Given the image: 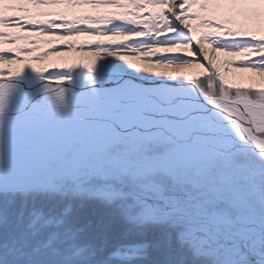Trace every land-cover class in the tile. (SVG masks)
<instances>
[{
	"label": "trees",
	"instance_id": "16d2710c",
	"mask_svg": "<svg viewBox=\"0 0 264 264\" xmlns=\"http://www.w3.org/2000/svg\"><path fill=\"white\" fill-rule=\"evenodd\" d=\"M93 68L184 78L208 97L223 88L229 99L264 103V0H0V77L63 81ZM109 134L84 138L108 147L80 178H53L44 189L47 171L35 185L0 188V264H209L173 227L128 218L141 197L183 191L209 218L264 236V162L251 151L212 155L203 175L155 168L136 183L107 162L133 144L151 168L179 144Z\"/></svg>",
	"mask_w": 264,
	"mask_h": 264
},
{
	"label": "water",
	"instance_id": "95a60500",
	"mask_svg": "<svg viewBox=\"0 0 264 264\" xmlns=\"http://www.w3.org/2000/svg\"><path fill=\"white\" fill-rule=\"evenodd\" d=\"M16 90L14 99L0 109V126L6 122L47 111L80 110L96 117L101 113L117 116L142 115L174 125L207 124L222 131L216 135L231 138L236 145L250 149L264 161V104L250 99L231 101L227 97L211 99L191 82L139 79L128 75L78 74L63 82L38 77H1L0 89ZM115 89L120 92L114 93ZM152 133L176 138L163 130ZM141 131V129H140ZM153 210L151 201H148ZM154 218V212L149 215ZM213 235L203 234L211 248Z\"/></svg>",
	"mask_w": 264,
	"mask_h": 264
},
{
	"label": "rangeland",
	"instance_id": "374dc122",
	"mask_svg": "<svg viewBox=\"0 0 264 264\" xmlns=\"http://www.w3.org/2000/svg\"><path fill=\"white\" fill-rule=\"evenodd\" d=\"M261 87H257L258 93L264 91ZM11 98L10 95H3L0 98V107L10 103ZM98 127L100 129L97 132L94 131ZM111 127L113 126L110 124L102 126L99 122L86 121L72 113H47L46 120L39 125L38 131L24 135L15 142L0 143V187L24 188L33 185L38 181L40 175L47 171L50 164H56L50 172L48 171L49 175L44 178L42 183L43 187L52 188L54 183L51 178L76 175L80 166L87 167L89 165L88 161L85 162V158L91 155L92 147L80 145L72 148L70 144L72 135L88 136L91 130L98 134H104ZM34 135H36L35 140L43 145L36 147L25 142L26 139H31ZM234 149H222L215 145L211 139L207 143L193 141L181 144L180 148L176 149L178 153L163 159L158 166L165 170L179 165L198 172L202 169L201 162L206 161L216 152L227 153ZM112 162L117 166L124 164L116 159ZM122 168L124 171H128L126 167ZM137 173H141V171ZM195 210L198 212L197 209ZM131 218L139 219L140 217L131 216ZM196 220L198 221V218ZM205 225L212 226L211 223H205ZM247 228L241 230L237 225H228L224 227V236L228 238L230 235H239L252 243V236H257V234L255 231L253 234V231ZM210 255L212 256V253ZM226 257H232L231 253H228Z\"/></svg>",
	"mask_w": 264,
	"mask_h": 264
},
{
	"label": "bare ground",
	"instance_id": "6f19581e",
	"mask_svg": "<svg viewBox=\"0 0 264 264\" xmlns=\"http://www.w3.org/2000/svg\"><path fill=\"white\" fill-rule=\"evenodd\" d=\"M10 90H13L10 87H4L0 89V97ZM72 111L74 114L82 115L83 118L89 121H97V122H106L110 123L113 126L119 128L120 130H134V129H152L158 132L163 130H169V132L175 137H179L180 135L183 137H191L193 140H213L217 143H220V146L229 145L232 140H216L215 135L217 134L215 130L208 127V125H201L200 123L196 124H184V125H174L164 120H152L149 118H145L144 116L138 114L133 116H117L112 113H101L96 117L90 116L89 113L74 111L75 109H68ZM63 112V111H62ZM68 112V111H66ZM44 114V113H43ZM41 113L31 114L25 118H19L16 121H10L2 124L0 126V143L6 142H15L18 138L23 137L24 135L30 134L31 132L38 131V127L40 124L44 123L46 120L45 115ZM210 129V130H209ZM222 131H220L221 133ZM216 133V134H215ZM185 135V136H184ZM202 165L206 163L201 162ZM191 168L181 167V171L183 175L190 176L194 174ZM139 206L138 211H142L144 209V203ZM181 204L180 202H178ZM185 236L190 238L189 233H186Z\"/></svg>",
	"mask_w": 264,
	"mask_h": 264
},
{
	"label": "flooded vegetation",
	"instance_id": "af4514ba",
	"mask_svg": "<svg viewBox=\"0 0 264 264\" xmlns=\"http://www.w3.org/2000/svg\"><path fill=\"white\" fill-rule=\"evenodd\" d=\"M157 202V201H156ZM157 222L173 224L184 233L199 236V233H213L216 235L213 242L212 253L214 264H264V237L252 236V243L248 239H243L239 235L220 237L217 227L220 222H209L207 218L199 216L198 221L195 214L189 207L179 203H156ZM211 223L212 226L205 225ZM217 233V234H216ZM201 241L202 250H205L204 242ZM231 253L232 257H226ZM226 254V255H225Z\"/></svg>",
	"mask_w": 264,
	"mask_h": 264
},
{
	"label": "snow or ice",
	"instance_id": "6c2138e0",
	"mask_svg": "<svg viewBox=\"0 0 264 264\" xmlns=\"http://www.w3.org/2000/svg\"><path fill=\"white\" fill-rule=\"evenodd\" d=\"M171 241H170V239H169V243H170ZM145 247H147V245H145Z\"/></svg>",
	"mask_w": 264,
	"mask_h": 264
}]
</instances>
